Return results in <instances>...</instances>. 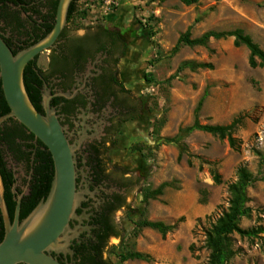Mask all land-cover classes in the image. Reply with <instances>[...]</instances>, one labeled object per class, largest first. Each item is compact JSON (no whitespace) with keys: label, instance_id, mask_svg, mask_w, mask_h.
Returning <instances> with one entry per match:
<instances>
[{"label":"rangeland","instance_id":"1","mask_svg":"<svg viewBox=\"0 0 264 264\" xmlns=\"http://www.w3.org/2000/svg\"><path fill=\"white\" fill-rule=\"evenodd\" d=\"M94 25L122 32L126 46L118 80L137 99L136 107L139 99L146 102V109L137 108L138 118L124 123L107 145L108 171H125L132 183L129 209L116 214L122 234L109 248L111 263L208 264L206 234L227 211L229 186L242 167L253 181L247 189L251 214L240 227L264 229V65L251 68L249 51L235 47L232 37L210 39L205 46L181 45L172 54L187 29L192 39L241 30L264 51V0H196L189 6L178 0H79L71 27ZM184 62L205 66L180 69ZM195 122L235 123L231 134L238 149L208 133L184 135ZM177 136H182L180 145L165 142ZM163 184L160 195L145 200ZM79 191H86L84 200L94 195L88 188ZM141 221L173 229L162 235L138 228ZM230 245L233 254L226 264H264V234L233 233ZM129 253L143 258L121 262L120 256Z\"/></svg>","mask_w":264,"mask_h":264},{"label":"flooded vegetation","instance_id":"2","mask_svg":"<svg viewBox=\"0 0 264 264\" xmlns=\"http://www.w3.org/2000/svg\"><path fill=\"white\" fill-rule=\"evenodd\" d=\"M59 0H0V37L13 55L43 40L53 29ZM75 18V17H74ZM74 18L66 17L60 35L48 50L25 66V78L34 90L29 99L42 107L45 93L70 144L82 140L76 153L77 190L88 188L76 210L70 227L77 235L63 252L50 253L59 264H112L109 248L121 238L116 214L126 205L132 186L127 175L111 178L96 175L91 167V153L107 149L120 127L133 119L137 107L133 96L118 80V62L123 55V34L115 28L71 27ZM117 30V29H116ZM66 95V96H64ZM39 98V100H37ZM7 109V111H6ZM9 108L0 78V178L2 197L12 221L17 201L33 195L41 174H45L47 148L15 118L7 117ZM3 119V120H1ZM42 200V199H41ZM40 200V201H41ZM39 201V202H40ZM15 204L9 211V203ZM5 234L0 208V242ZM25 264V263H19Z\"/></svg>","mask_w":264,"mask_h":264},{"label":"water","instance_id":"3","mask_svg":"<svg viewBox=\"0 0 264 264\" xmlns=\"http://www.w3.org/2000/svg\"><path fill=\"white\" fill-rule=\"evenodd\" d=\"M71 2L59 0L51 32L16 55L0 37V78L9 108L5 118H15L33 134L47 148L53 163V178L47 197L22 221L19 220L20 200L17 201L14 218L10 220L0 178V208L5 226L0 242V264H59L50 253L63 252L77 235L70 222L76 218V210L86 194V191L77 190L76 153L81 149L82 140L70 144L57 115L49 106L48 94L43 96L44 114H40L30 101L23 82L28 62L52 47L60 35Z\"/></svg>","mask_w":264,"mask_h":264},{"label":"trees","instance_id":"4","mask_svg":"<svg viewBox=\"0 0 264 264\" xmlns=\"http://www.w3.org/2000/svg\"><path fill=\"white\" fill-rule=\"evenodd\" d=\"M159 2H165L167 0H157ZM184 5H192L196 2V0H178ZM78 2L79 0H72L70 6L68 8V18L72 19L78 12ZM116 35L119 34V31L115 29L114 32ZM123 37V48L126 46V41ZM226 37H232L234 39L233 44L235 47L244 46L249 51V59L248 63L251 68L256 67L257 65H264V51H262L253 41L252 39L244 35L241 30H234L230 32H207L203 34L199 38L192 39L190 36V29H187L185 33L179 36L177 44L172 50V54L175 53L181 45L194 47V46H205L210 39H222ZM205 65L196 64L193 62H184L180 69L182 68H200ZM145 80L147 82H152V78L150 75L145 76ZM25 90L27 92L28 97H31L30 90H34L32 85H29L27 79L25 78L24 82ZM39 100V98L37 99ZM32 101V99L30 100ZM139 107L138 109L143 110L146 109V102L139 99ZM33 106L39 111L41 110L38 106H36L35 102H32ZM7 111V109H6ZM137 109L135 111V115H133V119L138 118L139 115H136ZM234 124L229 126H218V125H199L195 122L191 127L186 128L183 131L184 135L190 134L194 131H200L204 133H208L214 136L219 137L220 139H227L229 146L232 149H238L237 140L232 136L231 129L234 127ZM182 141V136H177L173 139H166L167 143H175L179 144ZM107 149L103 150L101 153L99 151H95L93 154L91 153L90 162L91 167L96 175H100L101 173H105L108 171L107 168V160H106ZM264 164V158L261 159V165ZM127 173L123 171L120 174H112L108 171L106 176H110L111 178L117 176H124ZM53 178V163L51 156L48 154L47 165L45 169V174H41L39 177V182L35 186L33 191V196L24 201L21 204V218L24 219L33 208L39 203L41 199H45L49 193L51 182ZM130 180V179H129ZM214 181L216 183L219 182V177L217 174L214 175ZM253 181L252 175L247 171L245 167H242L238 170L237 180L229 186L230 192V200L229 206L226 212L222 214L220 218L216 221L210 231L206 234V246L210 250L209 261L208 264H226L228 260L232 257V250L230 245V236L233 233L240 235L241 237H257L258 234H264V229H242L240 227V221L243 218H248L251 214V209L247 206L248 198H247V189L251 185ZM165 185L159 186L157 189L151 191L145 196V200L149 197H155L162 193ZM124 206L125 209H129L127 205H123L122 203L118 205L115 209ZM9 211L12 214L14 211L15 204L13 202L9 203ZM137 227H146L150 229H154L158 231L160 234L165 235L170 232L173 227L167 226L161 222H150V221H141L137 223ZM122 234V231H121ZM143 256L139 253H129L123 256H120V261L124 262L127 259H142Z\"/></svg>","mask_w":264,"mask_h":264}]
</instances>
